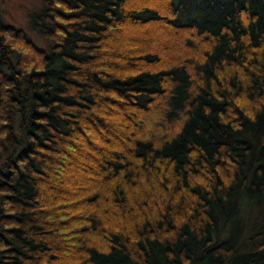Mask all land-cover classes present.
I'll return each mask as SVG.
<instances>
[{
    "label": "trees",
    "instance_id": "1",
    "mask_svg": "<svg viewBox=\"0 0 264 264\" xmlns=\"http://www.w3.org/2000/svg\"><path fill=\"white\" fill-rule=\"evenodd\" d=\"M40 1L0 19V264H264V0Z\"/></svg>",
    "mask_w": 264,
    "mask_h": 264
},
{
    "label": "rangeland",
    "instance_id": "2",
    "mask_svg": "<svg viewBox=\"0 0 264 264\" xmlns=\"http://www.w3.org/2000/svg\"><path fill=\"white\" fill-rule=\"evenodd\" d=\"M41 5L40 0H0V19L3 23L20 28L27 33L29 14L38 11ZM155 42L158 46L160 45V35Z\"/></svg>",
    "mask_w": 264,
    "mask_h": 264
}]
</instances>
